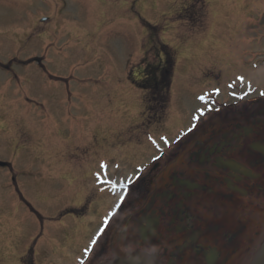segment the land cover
I'll use <instances>...</instances> for the list:
<instances>
[{"label": "rangeland", "instance_id": "1", "mask_svg": "<svg viewBox=\"0 0 264 264\" xmlns=\"http://www.w3.org/2000/svg\"><path fill=\"white\" fill-rule=\"evenodd\" d=\"M254 63L264 64V0H0L2 264H79L116 200L96 190L99 162L111 177L147 166L165 148L156 139L153 151L147 134L179 136L199 93L228 94L238 74L264 89ZM162 66L160 87L145 84ZM141 192L97 247L99 262L137 247Z\"/></svg>", "mask_w": 264, "mask_h": 264}, {"label": "flooded vegetation", "instance_id": "2", "mask_svg": "<svg viewBox=\"0 0 264 264\" xmlns=\"http://www.w3.org/2000/svg\"><path fill=\"white\" fill-rule=\"evenodd\" d=\"M256 145H264V98L222 108L139 183L137 247L102 260L143 250L161 264H251L264 242V151Z\"/></svg>", "mask_w": 264, "mask_h": 264}, {"label": "water", "instance_id": "3", "mask_svg": "<svg viewBox=\"0 0 264 264\" xmlns=\"http://www.w3.org/2000/svg\"><path fill=\"white\" fill-rule=\"evenodd\" d=\"M107 264H157L153 258L146 255L135 254L126 259H118L115 262ZM253 264H264V246L257 254Z\"/></svg>", "mask_w": 264, "mask_h": 264}, {"label": "bare ground", "instance_id": "4", "mask_svg": "<svg viewBox=\"0 0 264 264\" xmlns=\"http://www.w3.org/2000/svg\"><path fill=\"white\" fill-rule=\"evenodd\" d=\"M235 10H239V9H235ZM240 17H242V15L240 16ZM238 26V25H237ZM237 26H236V28H237ZM212 29L214 28V26L212 25V27H211ZM234 28V25H232L231 26V31H232V29ZM235 34H236V30H235ZM190 53V52H189ZM185 54H187V52H185ZM229 54V53H228ZM188 55V54H187ZM199 55H201V56H203L202 54H201V52H199ZM131 98H134V97H132L131 95L129 96V99H131ZM115 103H116V101H115ZM114 103V105H116ZM133 103V102H132ZM131 103V106L133 107V104ZM120 116V115H119ZM119 116H115V117H113L115 120H117L118 119V117ZM108 120V119H107ZM105 122H107V121H105ZM113 124H116V123H113ZM58 140H64V139H53L52 141H51V144H53L54 142H59ZM66 140V139H65ZM61 142L62 141H60V145L61 146H59L60 148H62V146H63V148H64V145H62L61 144ZM47 160H50L51 162H52V164H53V166H54V164L56 165V166H59L58 164L60 163L61 164V160H55L54 158H50V154L49 155H47ZM125 203H126V201H125ZM108 208H106L105 210H107ZM111 225V224H110Z\"/></svg>", "mask_w": 264, "mask_h": 264}, {"label": "trees", "instance_id": "5", "mask_svg": "<svg viewBox=\"0 0 264 264\" xmlns=\"http://www.w3.org/2000/svg\"><path fill=\"white\" fill-rule=\"evenodd\" d=\"M149 80H152V79H147V80H146L147 82H150V85H148V86H151L152 88L155 87V84H153V81H149ZM146 81H145V84L147 83ZM143 85H144V84H143ZM144 86H146V87H144L145 89H148V88H147V87H148L147 85H144Z\"/></svg>", "mask_w": 264, "mask_h": 264}, {"label": "snow or ice", "instance_id": "6", "mask_svg": "<svg viewBox=\"0 0 264 264\" xmlns=\"http://www.w3.org/2000/svg\"><path fill=\"white\" fill-rule=\"evenodd\" d=\"M261 95H264V93H261ZM108 183H111V181H108Z\"/></svg>", "mask_w": 264, "mask_h": 264}]
</instances>
